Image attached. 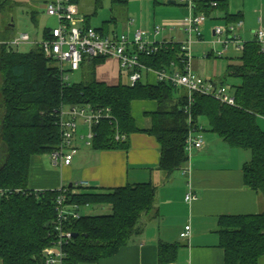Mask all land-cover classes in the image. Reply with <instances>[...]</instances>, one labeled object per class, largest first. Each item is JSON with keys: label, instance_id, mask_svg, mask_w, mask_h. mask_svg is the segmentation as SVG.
<instances>
[{"label": "trees", "instance_id": "obj_1", "mask_svg": "<svg viewBox=\"0 0 264 264\" xmlns=\"http://www.w3.org/2000/svg\"><path fill=\"white\" fill-rule=\"evenodd\" d=\"M68 1L76 6L80 2ZM12 2L0 0V35H9L12 30V25L2 18ZM101 3L102 0H95V9L100 8ZM110 3L112 7L126 6L129 0H110ZM193 9L206 20L220 14L223 25L241 21L239 15L229 13V0L194 1ZM84 17L88 26L90 17ZM114 20L104 22L95 30L104 34ZM42 38L49 39L48 29L44 30ZM0 41L1 264H45L44 251L58 240L54 228L56 201L60 196L65 198L67 212L72 211L71 206H77L75 212L79 215L78 218L68 216L62 223V230L72 234L62 246V264H98L112 258L142 233L146 218H157V189L151 183L100 192L83 189L76 194L72 192L73 186L46 191L28 188L31 159L50 155L60 148L58 113L62 107L108 109L110 118L100 120L92 128L94 138L90 148L110 151L127 150L129 136L140 132L131 115V103L156 102L157 111L147 114L149 128L141 131L158 142V167L166 175L187 165V107L192 126H200L199 121L204 120L208 130L231 148L250 152V161L242 167L243 185L264 197V132L257 125V119L264 118V54L255 42L244 43L240 55L230 60L225 69L224 79L240 82L233 92L229 89L233 105L194 93L192 104L187 106L186 93L170 82L158 81L152 85L140 79L133 85L119 83L116 86L98 82L96 68L107 60L105 58L86 63L91 67L88 81L64 83L55 62L44 54L39 44L22 54L14 52L13 46L4 39ZM156 46L158 50L153 54L138 53L140 63L155 71L170 72L175 67L183 72L180 43L161 42ZM181 90L182 94L174 98ZM116 134L124 138L116 140ZM96 206L108 207L110 212L79 214L83 208ZM217 227L223 264L260 263L264 257V211L255 215L220 216ZM176 253L177 245H160V264L172 262Z\"/></svg>", "mask_w": 264, "mask_h": 264}, {"label": "crops", "instance_id": "obj_2", "mask_svg": "<svg viewBox=\"0 0 264 264\" xmlns=\"http://www.w3.org/2000/svg\"><path fill=\"white\" fill-rule=\"evenodd\" d=\"M46 1L49 0H43L44 3ZM155 5L160 4L155 2ZM167 5L172 8L152 10L153 20L145 18L142 9L141 18L132 19L127 15L128 19L122 26L116 24L114 20L113 24L105 28L104 34L113 31L123 32L131 38L134 29H140L149 34L148 40L152 42H183L186 38L184 19L188 15V8L176 0H169ZM125 7L128 14V5ZM78 10L80 11L79 8ZM229 13L240 16L242 27L238 30V35L243 43L254 42L255 32L258 29L264 30V0H229ZM80 16L86 15L81 13ZM220 18V14H214L200 26V32L204 35L209 34L212 40L207 42L202 38V41H198L195 37L191 60L193 73L201 77L206 84L216 88L224 85V73L230 60L239 56L228 57L230 47L234 54L241 52L229 46L222 56L216 55L221 47L212 43L214 39L212 29L223 25ZM129 19L134 21L133 25H128ZM90 21L89 18L87 20L89 27L94 29L102 27L92 26ZM156 26L162 29L159 35L152 34ZM206 46L211 48L207 49ZM223 59H226L227 63L222 67L218 60ZM106 61L115 63L114 75L110 77L102 75L98 79L96 71V79L108 86H116L121 83L122 70L115 59ZM173 70L176 68L170 71ZM143 73L141 79L148 84L158 82L153 75ZM181 89L187 95L186 90ZM182 90L177 92L174 98H178ZM229 92L231 95V91ZM156 111L157 104L154 101L131 103V115L140 132L129 136L127 150L97 151L87 147L84 143L87 130L82 122H79L72 137L71 147L75 152L71 164L55 166L50 160L51 166L58 167L57 171L46 165L44 155L34 156L30 161L28 188L46 191L73 186L72 192L76 194L81 191L80 189H96L95 191L100 192L126 185L151 183L157 189L155 212L157 218H146L144 229L139 236L120 249L115 256L98 264H160V245L174 244L177 245L176 257L167 264H223V251L219 247L217 233L218 218L225 215H255L264 211L262 194L243 185L242 167L250 161V152L231 148L208 130L206 121L201 120L199 124L202 128L203 146L193 151L191 155L186 153L187 165L183 169L166 175L158 167L160 159L158 142L154 137L141 131L150 126L147 114ZM257 125L264 132V118H258ZM80 183L87 185L82 187ZM189 189L195 198L190 203L185 201ZM106 209L110 212V208L106 207L100 208V211L104 212ZM84 210L92 212L96 209L86 207L81 209L79 214ZM186 226L190 227V235L188 238H182L181 234Z\"/></svg>", "mask_w": 264, "mask_h": 264}, {"label": "built area", "instance_id": "obj_3", "mask_svg": "<svg viewBox=\"0 0 264 264\" xmlns=\"http://www.w3.org/2000/svg\"><path fill=\"white\" fill-rule=\"evenodd\" d=\"M181 4H185L188 8V15L184 19L185 24V40L180 42L181 52L184 60V70L180 71H155L145 67L138 59V53L146 55L157 52V42L148 40L149 34L134 29L131 38L123 32L113 31L109 34H101L94 28L86 25L85 18L80 16L76 5L69 3L68 0H49L44 3L45 14L49 17L57 19V27L49 30V39L42 40L41 46L44 54L51 58L59 70L62 82L68 80V73L76 72L81 69L83 64L89 60L96 58L115 59L119 68L126 72L130 85L142 78V73L153 75L157 81H166L175 87L183 88L187 92V106L192 104L194 93L208 95L221 103L233 105L234 98L229 94V88L222 85L218 88L206 84L205 81L193 73L191 69L192 47L194 45L193 36L198 41H202L200 26L205 22L202 14H195L192 0H177ZM215 6V4H213ZM132 19L128 20V25H133ZM242 27V21L235 24L215 26L212 29L213 44L221 47L217 52L218 57L226 52L229 46L234 47L238 51H242L244 43L241 42L238 30ZM162 29L158 26L154 27L152 34L159 35ZM254 42L259 46V50L264 54V30L258 29L255 32ZM30 43V38L26 34H22L14 38L9 44L13 47ZM187 124L189 131L185 139V151L188 155L195 150L201 149L203 146V136L201 126H192L191 114L187 107ZM108 109L86 110L83 108H61L58 113V126L60 130L62 143L59 150L50 154V160L53 165L71 164L75 150L71 147L72 137L75 133L78 123L82 122L87 133L84 136V143L87 147L91 146L94 134L93 126L97 125L102 119H109ZM123 136L115 135L116 140L123 139ZM80 186H86L87 183H80ZM64 196H60L56 201L57 220L55 221V232L58 240L55 244L47 248L45 253V264H62L63 244L71 239L70 232L62 230V223L68 216L78 218L79 215L75 211L77 206H71L72 211L67 212L64 205ZM194 195L189 189L185 196V201L190 203L193 201ZM190 235V227L186 226L182 238H188Z\"/></svg>", "mask_w": 264, "mask_h": 264}, {"label": "rangeland", "instance_id": "obj_4", "mask_svg": "<svg viewBox=\"0 0 264 264\" xmlns=\"http://www.w3.org/2000/svg\"><path fill=\"white\" fill-rule=\"evenodd\" d=\"M169 0H129L128 3V14H126L125 6H111L110 0H102V5L100 8L95 9V0H80L79 5L77 6L83 15L90 17V23L92 26L100 27L106 21H109L111 18L115 19L116 24L122 26L124 21L128 17L136 19V17L141 18V9L144 13L145 18H150L153 20L152 10H159L160 8H172V6L167 5ZM142 2V3H141ZM157 2L160 5H155ZM79 11V12H80ZM96 11V15L94 14ZM80 13V15H81ZM128 15V17H127ZM32 16L34 20H32ZM2 18L5 21H8L12 25V30L9 35L3 34L0 35L1 39H4V42H10L12 39L17 38L22 34H26L30 38V43L22 44L17 47H13L14 52L26 54L36 48V46L42 42L43 32L46 29L52 30L57 27V19L54 17H49L45 14V5L43 0H13L12 4L6 8L5 13L2 15ZM158 16H156V20ZM201 31V30H200ZM202 34V32H201ZM204 41L209 42L211 39L209 34H202ZM196 39L195 35L193 40ZM1 42V41H0ZM194 48V47H193ZM207 49H210V46H206ZM194 51V49H193ZM240 55L239 53L234 54L232 48L230 47L228 57H236ZM220 66H224L227 63L226 59L218 60ZM113 67L115 63L113 61H106L103 64L99 65L96 71L98 72L97 78L103 75L105 77L113 76ZM91 67L86 65L83 69L68 73V84H78L80 82H86L90 79V70ZM121 83L129 84L127 79L126 72L122 70ZM144 75V73L142 74ZM144 77V76H143ZM224 85L228 87L232 92L234 88L240 83L237 79L227 78L223 81ZM233 94V93H232ZM43 159L46 162V165L49 168H53L57 171L58 167L51 166L50 157L47 155L43 156ZM83 190V189H80ZM96 210L88 211L85 210L81 212V215H99V214H108V209L104 212L100 211L102 207H93ZM108 208V207H106ZM260 264H264V257L261 259Z\"/></svg>", "mask_w": 264, "mask_h": 264}]
</instances>
